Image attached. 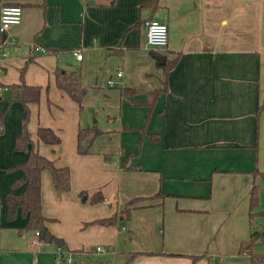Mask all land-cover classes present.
Returning <instances> with one entry per match:
<instances>
[{"label": "crops", "instance_id": "0c3cea01", "mask_svg": "<svg viewBox=\"0 0 264 264\" xmlns=\"http://www.w3.org/2000/svg\"><path fill=\"white\" fill-rule=\"evenodd\" d=\"M9 5L22 18L0 34V264H56L55 244L24 230L20 213L6 218L5 196L28 157L14 149L24 110L6 104V85L28 59L24 81L41 88L28 104L32 150L69 169L68 191L41 172V213L65 249L83 251L73 264H264L240 252L253 230L264 232V215L252 225L248 216L252 183L264 210V177L252 175L264 173V0H0ZM148 19L167 25L165 48L145 47ZM159 56L174 61L166 73ZM57 67L80 70L81 109L56 87ZM163 81L145 123L147 96L120 92ZM93 124L102 134L79 154L77 131ZM38 128L59 143L38 140ZM114 214L116 224L97 222ZM252 251L264 255V244Z\"/></svg>", "mask_w": 264, "mask_h": 264}, {"label": "trees", "instance_id": "16d2710c", "mask_svg": "<svg viewBox=\"0 0 264 264\" xmlns=\"http://www.w3.org/2000/svg\"><path fill=\"white\" fill-rule=\"evenodd\" d=\"M152 3H149L151 5ZM31 59L26 60L24 66L20 69L19 72V81L6 85L8 89V97L6 99V104L9 105L12 102H19L23 107V115L20 121V133L14 139V149L16 151L26 152L28 154L27 160L19 165L17 168L21 169L23 172V179H16L12 185V191L6 194L5 196V205H6V218L8 221L13 220L17 213L24 218H26V223L23 227L24 230H30L38 232V241L44 243H53L56 247L65 249L62 239L54 236L49 232L45 226V218L41 213V199H40V174L43 170L49 171L51 175L52 184L55 190L57 191H68L70 187L69 182V169L67 167H56L53 161L39 155L38 153L33 152L32 147L33 143L30 139V134L27 130V124L29 120V108L28 104L31 102H37L39 100V95L41 88L38 86H31L25 83L24 73L26 66ZM174 64V61H165L163 65H159L163 69V72L167 70ZM54 82L56 87L59 90L64 91L69 98H71L75 103H77L78 108H82V99L85 95L86 89L81 84L80 70L75 68L74 70H65L57 67L54 70ZM166 91V82L163 81L159 88L153 89L151 91H143L137 89H122L121 95H134V94H145L147 99L143 105L148 107V114L145 118V123L148 122L150 110L152 109L155 100L157 97ZM131 104H138L132 102ZM6 105V106H7ZM261 111V106H258L256 111V117L259 116ZM3 113H0V125L2 123ZM141 131H144L143 128ZM102 134V131L93 124L92 126L86 128H79L77 131V152L79 154H87L95 141ZM37 138L45 144H57L60 139L55 134L52 129L49 128H38ZM140 147V143L138 148ZM256 151V145L254 146ZM138 152L134 154L137 156ZM259 173L257 169L254 171V174ZM264 177V173H259ZM24 186L21 192H14V189ZM158 195H154L152 198ZM141 198H133L129 200L124 209L121 211L122 219H127L128 214L131 209L135 208L134 204L139 202ZM101 196L93 195L91 197V202L101 201ZM248 205H249V222L252 225L255 222L257 217L264 215V210H258L259 197L257 191V185L252 183L251 188L248 191ZM119 216L114 214L112 217L107 219H101L97 222L102 224H116ZM264 244V232L259 230H253L250 234V239L246 243V247H241L240 252L246 253L250 256L251 260L254 263H259L260 260L264 257L262 254H257L252 251V248L256 245ZM137 253H132L129 255V262ZM200 256H192L193 260H196Z\"/></svg>", "mask_w": 264, "mask_h": 264}, {"label": "built area", "instance_id": "2783aa9c", "mask_svg": "<svg viewBox=\"0 0 264 264\" xmlns=\"http://www.w3.org/2000/svg\"><path fill=\"white\" fill-rule=\"evenodd\" d=\"M22 18V8L18 5L2 6L0 8V34H7L8 30L17 26L21 23ZM144 26L146 29V44L145 47L149 50H160L167 46L168 40V27L165 23L159 22L157 20L148 19L144 21ZM5 53H1L4 56ZM75 57L77 60H81L82 54L79 51L75 52ZM122 75V70L118 69L115 73V77L118 78ZM108 85H113V80L109 79L107 81ZM35 236L38 237V232H35ZM97 252H100L102 248L97 246L95 248ZM83 255V251H69L57 247L55 255L56 264H73L76 258Z\"/></svg>", "mask_w": 264, "mask_h": 264}, {"label": "rangeland", "instance_id": "374dc122", "mask_svg": "<svg viewBox=\"0 0 264 264\" xmlns=\"http://www.w3.org/2000/svg\"><path fill=\"white\" fill-rule=\"evenodd\" d=\"M255 152V154H254V162H255V164H256V161H257V151H254ZM254 170H256V167L254 168ZM253 170V171H254ZM258 171V170H257ZM259 172V171H258ZM252 175H253V181H254V178L256 179V178H262L263 176L262 175H260L259 173H256V174H254V172H252ZM263 179V178H262Z\"/></svg>", "mask_w": 264, "mask_h": 264}, {"label": "water", "instance_id": "95a60500", "mask_svg": "<svg viewBox=\"0 0 264 264\" xmlns=\"http://www.w3.org/2000/svg\"><path fill=\"white\" fill-rule=\"evenodd\" d=\"M2 39L3 40L5 39V35H2ZM157 59H158V62L161 63V64H163L165 62V59L163 57L159 56V57H157Z\"/></svg>", "mask_w": 264, "mask_h": 264}]
</instances>
